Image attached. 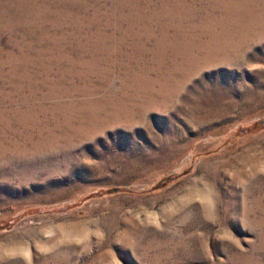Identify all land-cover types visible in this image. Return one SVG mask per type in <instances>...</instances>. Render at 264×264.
I'll return each mask as SVG.
<instances>
[{"label":"rangeland","instance_id":"obj_1","mask_svg":"<svg viewBox=\"0 0 264 264\" xmlns=\"http://www.w3.org/2000/svg\"><path fill=\"white\" fill-rule=\"evenodd\" d=\"M0 264H264V0H0Z\"/></svg>","mask_w":264,"mask_h":264},{"label":"snow or ice","instance_id":"obj_2","mask_svg":"<svg viewBox=\"0 0 264 264\" xmlns=\"http://www.w3.org/2000/svg\"><path fill=\"white\" fill-rule=\"evenodd\" d=\"M25 255H27V254L25 253Z\"/></svg>","mask_w":264,"mask_h":264}]
</instances>
